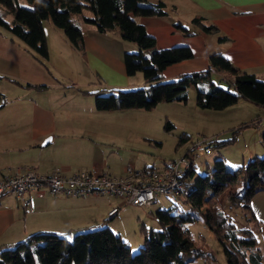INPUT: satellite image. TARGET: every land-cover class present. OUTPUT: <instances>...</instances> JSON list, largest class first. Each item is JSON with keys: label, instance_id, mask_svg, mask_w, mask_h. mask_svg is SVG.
Listing matches in <instances>:
<instances>
[{"label": "crops", "instance_id": "1", "mask_svg": "<svg viewBox=\"0 0 264 264\" xmlns=\"http://www.w3.org/2000/svg\"><path fill=\"white\" fill-rule=\"evenodd\" d=\"M164 1L166 15L134 16L155 37L157 48L187 45L193 52L191 58L164 69V79L206 71L209 57L215 53L224 54L238 68L264 79V0ZM194 17L216 29L204 32ZM43 28L49 51L47 68L24 42L0 27V179L8 168L13 172L30 167L39 173L59 167L65 174L97 170L121 175L126 165H112L113 149L108 150V139L102 138L107 130L113 131L114 125L102 121L96 112L90 114L89 103L71 105L73 100H67L65 86L68 82L84 95L102 88L143 85L139 72L127 75L123 61L124 52L136 51L137 45L122 39L117 28L102 34L83 25L85 56L77 53L79 62L74 49L50 19ZM71 67L77 70L74 74L68 72ZM212 74L216 85L220 83L217 80L228 83L224 72ZM261 123L263 126L256 127L262 132ZM92 195L46 193L31 197L27 207L13 196L0 198V246L38 230L71 237L74 230L106 219L112 207H122L121 197ZM251 204L262 224L258 233L264 240V191L256 192Z\"/></svg>", "mask_w": 264, "mask_h": 264}, {"label": "trees", "instance_id": "2", "mask_svg": "<svg viewBox=\"0 0 264 264\" xmlns=\"http://www.w3.org/2000/svg\"><path fill=\"white\" fill-rule=\"evenodd\" d=\"M26 1L27 5L22 0H0V27L24 42L46 68L49 51L43 28L45 19H50L62 30L70 46L82 57L85 56L83 25H90L102 34L117 28L122 39L137 45L136 51L124 52L123 61L127 75L141 73L144 84L134 88L92 91L98 111L151 109L162 101L186 102L190 86L196 88V104L201 108L224 109L240 98L264 107V79L238 68L222 53L210 55L206 71H192L164 79V69L191 58L193 52L187 45L157 48L155 37L134 18L166 15L164 0ZM193 21L204 32L216 29L214 25L204 24L199 17H194ZM216 72H224L228 82L226 87L216 85L212 74ZM172 126L170 120L165 121V128ZM251 126H263L261 119L240 122L232 128V135L228 138L216 136L205 140V148L212 149V142L216 147L233 143L244 128ZM185 136L188 135L184 134L179 143L188 140ZM260 137L264 145V129ZM185 155L190 158V166L183 176L193 187L186 196L177 198H183L192 210L176 214H171L173 207L155 210L153 216L160 227L148 230L144 223L141 224L143 241L136 253L132 254L129 244L108 226L107 222L115 217V213L99 223L74 230L71 237L66 233L38 230L18 241L2 244L0 264H192L196 258L212 260L213 253L195 245L187 226L195 221L194 213L216 236L226 264H264V250L257 237L258 227L236 226L218 203V196L226 192L228 204L241 207L247 213L245 219L257 223L251 200L256 192L264 191V157L256 155L234 168H228L222 158H216L213 166L207 165L202 174L196 175L193 157L188 152ZM185 254L189 257L184 258Z\"/></svg>", "mask_w": 264, "mask_h": 264}, {"label": "rangeland", "instance_id": "3", "mask_svg": "<svg viewBox=\"0 0 264 264\" xmlns=\"http://www.w3.org/2000/svg\"><path fill=\"white\" fill-rule=\"evenodd\" d=\"M22 3L28 4L26 0H22ZM47 20H43V25L46 24ZM58 32H61L64 38L62 30L58 29ZM74 52L80 62L78 52L76 50ZM76 71L72 67L68 69L70 74H74ZM138 74L142 76L141 73ZM88 77L85 79H89ZM217 81L220 82L218 83L219 86L226 87L225 82ZM65 88L67 100H71V102L73 100L71 105L87 106L89 103L92 108L90 114H92V111L96 112L101 116L102 121L114 125L113 131L107 130V134L102 136L103 139H108L107 149H113L112 165L120 164L124 166L131 164L136 169H140L143 165L157 166L164 160L178 158L188 152L194 159L197 175L202 174L207 165L213 166L216 158H222L228 168H234L239 163L246 162L256 155L264 157V145L260 137L261 129L260 127L255 128V126L244 128L236 136L233 143L216 147L212 142V149L205 148V140L216 136L221 139L230 137L232 128L243 120L257 116L264 123V108L245 99L240 98L235 104L220 110L201 108L196 104V88L190 86L187 89L186 102L162 101L151 109L121 108L96 111L93 93L79 94L76 92L79 88L71 87L68 82H66ZM166 120L172 122L173 126L171 128H165ZM184 134L188 135L185 136L188 140L179 143ZM197 142L202 145L196 147ZM188 186L191 189L193 184L189 183ZM87 195L89 194L85 196ZM225 195L226 192H223L218 196V203L222 211L236 226L248 225L254 227V229H257L259 225L262 227L259 221L257 223L252 220L247 221L245 210L239 206H230ZM3 197L5 196L1 198ZM119 201L121 203L123 199L119 198ZM169 207H173L171 214L192 210L184 203L183 198L160 195L155 203L148 206L122 203L118 214L107 224L129 244L133 254L138 251L143 241V234L140 231L141 224L144 223L148 230L159 229V223L153 216L154 211ZM194 214L196 216L195 221L187 224L192 239L196 246L212 252L214 259L196 258L192 264H226L222 247L216 236L203 223L201 217L197 213ZM257 237L260 247L264 249V240L260 237L258 231ZM188 257L189 254L184 255V258Z\"/></svg>", "mask_w": 264, "mask_h": 264}, {"label": "built area", "instance_id": "4", "mask_svg": "<svg viewBox=\"0 0 264 264\" xmlns=\"http://www.w3.org/2000/svg\"><path fill=\"white\" fill-rule=\"evenodd\" d=\"M234 91L231 90L232 93ZM201 145L200 142L195 144L196 147ZM189 166L190 158L184 154L164 160L159 166L136 169L126 165L124 173L119 176L97 170L65 174L59 167L49 173H39L31 167L13 172L8 168L0 179V198L10 195L22 207H27L31 197H43L46 193L53 196L107 193L121 197L123 203L145 206L154 203L160 195L186 196L190 188L183 175ZM118 210L119 207L114 206L108 210L107 215H114Z\"/></svg>", "mask_w": 264, "mask_h": 264}, {"label": "snow or ice", "instance_id": "5", "mask_svg": "<svg viewBox=\"0 0 264 264\" xmlns=\"http://www.w3.org/2000/svg\"><path fill=\"white\" fill-rule=\"evenodd\" d=\"M133 251H135V249H133Z\"/></svg>", "mask_w": 264, "mask_h": 264}, {"label": "water", "instance_id": "6", "mask_svg": "<svg viewBox=\"0 0 264 264\" xmlns=\"http://www.w3.org/2000/svg\"><path fill=\"white\" fill-rule=\"evenodd\" d=\"M236 91H234L233 93H235Z\"/></svg>", "mask_w": 264, "mask_h": 264}]
</instances>
